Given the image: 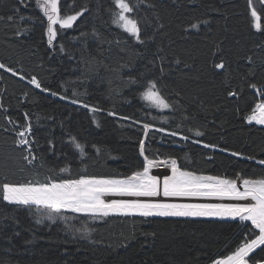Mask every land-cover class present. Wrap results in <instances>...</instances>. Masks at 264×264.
Instances as JSON below:
<instances>
[{
    "label": "trees",
    "instance_id": "obj_1",
    "mask_svg": "<svg viewBox=\"0 0 264 264\" xmlns=\"http://www.w3.org/2000/svg\"><path fill=\"white\" fill-rule=\"evenodd\" d=\"M0 0V264H213L257 240L242 219L106 216L73 224L5 201L6 186L125 180L146 161L264 181V6L250 0ZM156 87L171 110L145 100ZM150 127V129H148ZM87 219V218H84ZM264 262V245L251 254Z\"/></svg>",
    "mask_w": 264,
    "mask_h": 264
},
{
    "label": "rangeland",
    "instance_id": "obj_2",
    "mask_svg": "<svg viewBox=\"0 0 264 264\" xmlns=\"http://www.w3.org/2000/svg\"><path fill=\"white\" fill-rule=\"evenodd\" d=\"M44 1L48 8L47 18L50 22V37L52 40H55L56 28L72 27L79 19L80 14L63 18L59 12V0ZM260 5L264 6V0H250L253 25L256 31L260 29L258 12V6ZM117 6L119 12L115 19V27L139 40V27L130 17L131 9L125 0H117ZM145 100L159 113H165L171 110L169 104L161 97L154 86L152 90L146 93ZM261 108H264L263 103L257 105L254 114L258 113V115L256 119H253L254 114L252 115L250 124L258 126L256 121L264 119V109L260 111ZM147 172L146 169V172L125 180L83 179L67 183L6 186L4 188V197L7 203L37 212L40 214V218L44 223L51 224H57L59 222L69 224L88 222L91 224L98 221L100 217L135 215L146 218L201 217L207 219H242L258 229L261 232L260 237L254 242L243 246L232 256L218 260L213 264H251L249 262L251 254L264 245V181H239L235 183L210 176L184 173L177 169H174L171 173V178L168 183V192L170 193H219L232 196H255L258 198V204L254 209L106 205L96 200L94 195L100 190L130 189L146 192L155 191L157 186L153 180L149 179ZM45 193L50 194L46 195ZM247 193L251 194L247 195ZM43 194L47 198H44L46 196H43ZM258 264H264V262Z\"/></svg>",
    "mask_w": 264,
    "mask_h": 264
},
{
    "label": "bare ground",
    "instance_id": "obj_3",
    "mask_svg": "<svg viewBox=\"0 0 264 264\" xmlns=\"http://www.w3.org/2000/svg\"><path fill=\"white\" fill-rule=\"evenodd\" d=\"M263 106V105H262ZM264 109V108H263ZM262 108L260 109L263 110ZM256 112V111H255ZM258 113L253 115L256 119ZM263 116V115H262ZM260 119V118H259ZM257 125L264 126V119L256 121ZM149 179L153 180L157 186L155 191L139 190H105L97 191L94 195L99 203L106 205H139L157 207H184V208H243L254 209L258 204L255 196H232L227 194L213 193H170L168 183L171 173L174 170L171 161H149L147 164ZM146 172V171H145ZM148 178V177H146ZM46 195L48 193H45ZM50 194V193H49ZM48 194V195H49ZM43 194V196H46ZM44 198H47L44 197ZM228 262V261H227Z\"/></svg>",
    "mask_w": 264,
    "mask_h": 264
},
{
    "label": "built area",
    "instance_id": "obj_4",
    "mask_svg": "<svg viewBox=\"0 0 264 264\" xmlns=\"http://www.w3.org/2000/svg\"><path fill=\"white\" fill-rule=\"evenodd\" d=\"M146 161V168H147V164H148V160H145ZM168 161H170V160H168ZM171 163H172V166L174 167V169H177V165H176V163L174 162V161H171ZM146 171V170H145ZM244 194V193H243ZM249 194H251V193H247V195H249ZM260 202H261V197H260Z\"/></svg>",
    "mask_w": 264,
    "mask_h": 264
},
{
    "label": "water",
    "instance_id": "obj_5",
    "mask_svg": "<svg viewBox=\"0 0 264 264\" xmlns=\"http://www.w3.org/2000/svg\"><path fill=\"white\" fill-rule=\"evenodd\" d=\"M148 129H150V128L148 127Z\"/></svg>",
    "mask_w": 264,
    "mask_h": 264
}]
</instances>
